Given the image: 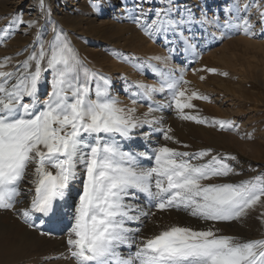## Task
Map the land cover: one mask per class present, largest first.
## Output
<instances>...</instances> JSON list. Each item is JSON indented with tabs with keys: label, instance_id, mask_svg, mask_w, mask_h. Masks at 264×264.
Masks as SVG:
<instances>
[{
	"label": "snow or ice",
	"instance_id": "obj_1",
	"mask_svg": "<svg viewBox=\"0 0 264 264\" xmlns=\"http://www.w3.org/2000/svg\"><path fill=\"white\" fill-rule=\"evenodd\" d=\"M89 2L93 9L97 7ZM146 3L156 0H135L134 23L150 38H163L167 45L171 34L183 40L185 51L194 50L183 35L194 20L190 10L184 9L187 15H182L177 0H161L160 6L147 9ZM39 7L45 9V0H39ZM225 11L245 13L237 15L236 27L251 36L257 35L254 15L264 34L260 0ZM36 23L17 13L8 28H31ZM224 25L229 26L228 19ZM37 43L40 48L19 68L0 71V210L18 212L25 224L34 227L33 215L53 213L70 186L79 182L81 191L66 237L65 258L73 264H264V236L245 240L218 234L211 227L196 230L173 224L140 237L141 228L131 226L152 214L135 203L141 196L150 208L176 209L205 222L241 220L250 210L264 206V175L238 183L211 182L235 174L227 163L234 157L211 155V149L181 152L167 144L148 146L155 132L174 139L171 128L163 127L165 109L174 110L182 120L205 122L185 111L194 107L190 101L197 93L187 95L181 88L187 82L182 71L176 76V69L167 66L169 56L134 65L154 74L153 84L123 78L129 106L112 93L110 78L89 69L55 29L47 49L42 41ZM33 65L34 71L30 70ZM49 70L51 90L41 99L40 85ZM140 102L147 105L146 110L136 107ZM212 123L233 127L227 120ZM136 139L146 142L144 150L124 149L125 143ZM209 155L206 163L193 162ZM145 161L151 166H145ZM29 195L27 206L17 209Z\"/></svg>",
	"mask_w": 264,
	"mask_h": 264
},
{
	"label": "rangeland",
	"instance_id": "obj_2",
	"mask_svg": "<svg viewBox=\"0 0 264 264\" xmlns=\"http://www.w3.org/2000/svg\"><path fill=\"white\" fill-rule=\"evenodd\" d=\"M92 2L97 5L95 9L91 7L89 0H45V9L41 10L39 0H0V65H4L0 71L12 72L19 68L20 62L40 48L38 40L42 41L47 49L55 29L68 39L89 69L103 72L110 77V80L114 81L112 87L116 86L119 99L122 96L120 100L123 104L132 106L129 97L121 90L124 80L119 73H125L124 77L130 81L153 84L156 82L154 74L150 71H140L134 65L144 63L152 57L169 56L167 66L176 69V76H180L182 71L183 80L187 82L181 84V88L186 89L187 95L197 93V97L190 101L194 107L185 111L198 115L205 122L182 120L174 110L165 109L163 127L171 128L169 134L174 139L166 140L162 132H155L150 142H154V147L167 144L181 152L211 149V155L234 157L228 159L227 163L233 167L235 174L215 178L211 182L238 183L264 175V34H260V24L256 22L254 15L251 20L257 35L251 36L245 35L236 27L237 15L245 13L225 11L233 5L243 8L248 0H177L182 15H187L183 12L184 9L194 14L193 23L187 25L183 33L194 46V50L190 49L194 53L190 55H186L182 50L185 45L182 39H176L169 34L171 43L166 45L163 38H150L134 23L131 16L135 0H123L124 4L119 0L118 4L121 5H112L113 0ZM260 2L264 3V0ZM160 3L161 0H156L155 4L146 3L144 7H158ZM125 4L127 7L123 14L130 15H122L119 18V9ZM17 13L22 14L25 21L32 20L37 23L31 28H8L9 21ZM80 14L83 16L80 17ZM226 19L229 20L227 27L224 25ZM6 28L8 32L4 31ZM121 56L133 59L129 61ZM152 63L160 64L156 60H152ZM125 69H134L132 72L136 77L131 73L129 75ZM207 69L215 71L210 72ZM30 70L34 71V65ZM44 77L45 81L39 89L41 99L51 90V71L45 72ZM156 99L163 97L157 96ZM140 106L141 111L147 108L142 102ZM214 120L231 121L233 127L221 128L219 124L212 123ZM136 140L138 143H135V146L139 149L142 141ZM211 155L193 162L206 163L211 159ZM76 184L81 191L79 182ZM142 197L136 201L138 204L143 205ZM74 202L76 204L77 200ZM171 210L174 211V216L170 225L178 224L196 230L214 227V230L219 228L218 234L245 240L264 236V206L250 210L241 220L227 222H205L183 211ZM13 213L11 210H0V217L7 223V226L3 227L8 228L7 231L10 229L8 232H0V264H37L38 256L50 262L54 254L49 251L40 254L32 251L33 248L29 249L27 243L24 244L25 249L23 246L22 249L15 247L12 233L22 231L24 227L17 226L21 219ZM12 214L15 217L13 219ZM11 228H15V231H11ZM160 230L162 229L147 233L151 236ZM41 234V241L48 240L53 235L49 232Z\"/></svg>",
	"mask_w": 264,
	"mask_h": 264
},
{
	"label": "bare ground",
	"instance_id": "obj_3",
	"mask_svg": "<svg viewBox=\"0 0 264 264\" xmlns=\"http://www.w3.org/2000/svg\"><path fill=\"white\" fill-rule=\"evenodd\" d=\"M113 2L115 4L112 3V5H121V4H118L119 0H113ZM125 8L126 7L124 6V7L119 9V12L121 14V15H119V18L122 15L123 16L130 15L128 13L127 14H123V10ZM81 16H83V14H80V17ZM185 47L186 46L184 45L182 47V50L185 52L186 55H190L191 53H194V51H192V50L185 51ZM126 71L128 72V74L131 73V75L133 77H136L135 73L132 72V71H135L134 69L133 70L128 69ZM124 74L122 72L119 73V75H121L120 77H122V76L124 77ZM118 77L119 76L117 75V78ZM123 77H122V79H123ZM127 79H128V81H130L129 78H127ZM118 86H119V88H121L120 85H118ZM115 87H112L111 90H112V93L114 95L118 96L117 91L115 90ZM121 98H122V96H120V99ZM136 107L138 109H140L141 108L140 103H138V105H136ZM165 111L162 113V115H164L166 113ZM151 137L154 138V133H152ZM136 141L137 140L125 143L124 149H127V150L128 149H136V150H140V151L144 150V145H145L146 142L143 139H140V141H142V143H141L142 145H141V148L138 149V147L135 146V143H138ZM148 146L149 147H154V142H150L149 141L148 142ZM145 166H151V165L148 164L147 161H145ZM27 186H28L27 184L22 185V187H27ZM79 193H80V188L77 187V184L76 183L72 184L70 186V188L66 192L65 199L62 200V201L57 202V204L55 206V211L53 213H51V216H50L49 220L46 219L45 216H41L40 214H34L33 215L32 222L35 225L34 227H30L28 224L23 225L22 222H21V221H23V219L18 214V212H15L16 215L21 219V221L20 220L18 221V223H17L18 225L17 226L24 227L22 231L20 230V231H16L15 233H12L13 234L12 238L14 239L15 247L19 248V249H22L21 246H23V249H25L24 244L27 243L28 246H29V247L28 246L27 247L29 249L33 248V249H31L32 251L38 252L40 254L43 253L44 251H49V253L54 254V256H53V258H52V260L50 262H46L44 259H42L40 256L37 255L38 256V259H37L38 263L37 264H73V262L71 260L65 258L67 256L66 237H67L68 228L70 227L71 214L74 211V206H75L74 200H77V202H78ZM142 198H144V197H142ZM30 199H31V195H29L27 197V199L22 200V202L20 204H17L16 208L17 209H21V208L27 206L28 201ZM135 203H138V202L135 201ZM140 206L145 211H149L152 214L149 215V216H146V217H141L140 222L133 223L131 225L132 227L141 228V232L139 233V236H141V235L142 236L145 235L146 237L150 236V234H148L150 231L163 229L164 227H167V226H169L170 224L173 223L172 216H174V211L168 210V211H163L162 212V211L157 210L154 207L150 208L149 205L147 204V201H146L145 198L143 200V205L140 204ZM12 213H13V211H12ZM13 214H12V217H11L12 219L15 218ZM171 218H172V222H171ZM197 220H199V219H197ZM6 224L7 223L2 220V217H0V232L4 233V232L10 231V229L7 231V229H8L7 227H6L7 229H5L3 227V226H7ZM11 226H13V224ZM12 228H11V231L15 229V228L14 229H12ZM43 232H49V233H52L53 235L50 236V239L41 241L40 237L43 236L41 234ZM122 250L126 251V249H122Z\"/></svg>",
	"mask_w": 264,
	"mask_h": 264
}]
</instances>
